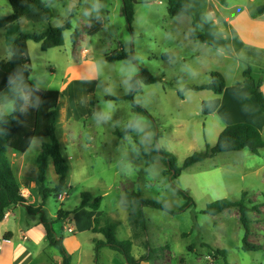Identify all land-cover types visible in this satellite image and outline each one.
Returning <instances> with one entry per match:
<instances>
[{"label":"rangeland","instance_id":"1","mask_svg":"<svg viewBox=\"0 0 264 264\" xmlns=\"http://www.w3.org/2000/svg\"><path fill=\"white\" fill-rule=\"evenodd\" d=\"M44 1L53 12L51 25L54 27L63 25L76 9L71 20L73 29L64 33V46L43 51L40 43L29 42L31 81L42 89L64 90L58 111L57 137L70 170L67 185L46 199L43 211L53 223L55 234L62 239L70 264H94L99 259L100 264H113V258L124 261L109 248L96 252L92 233L94 218L107 214L116 225L117 237L133 241L130 210L124 201L126 191L132 193L141 187L148 199H156L179 211L186 200L177 195L174 186L188 191L195 204L175 215L145 208L148 232L146 238L134 240L132 254L136 259L148 256L146 246L149 245L153 264H264V148L259 155L249 149L221 153L194 164L176 179L165 174L167 167L160 158L153 162L145 159L158 142L181 166L193 153L217 143L218 129L225 123L221 113L204 116L201 110L202 102L216 98L215 93L185 88L210 83L213 72H220L229 88L238 87L248 66L264 67V51L258 49L264 47V13H259L264 0H225V4L221 0H190L199 30L215 47L192 37L190 17H170L166 0H137L133 33L123 15L122 0H84L82 5L78 0ZM11 14L9 0H0V17ZM39 14L0 29L2 59L10 57V47L21 34L42 32L48 27L45 16L42 19ZM77 29L83 41L75 49L72 35ZM83 49L89 51L88 60L78 67ZM117 50L133 51L134 60L108 62L106 55ZM167 53H172L174 59L164 60L163 55ZM141 68L149 69L162 81L141 85L137 90L135 102L144 109L138 112L123 98L132 90V80ZM69 82L72 85L67 87ZM23 84L17 80L0 96L1 114L13 112L15 94ZM89 88L92 93H87ZM182 91L184 97L179 95ZM238 115L253 117L264 137L261 118L246 111ZM130 126L134 127L132 133L118 135L117 131H127ZM34 142L27 153L17 154L16 159L11 157L16 170L18 163L25 164L27 178H20L28 188L30 178H35L41 145L47 140ZM220 167L245 178L239 184L245 186L242 192L229 194L225 178L216 170ZM57 184V174L50 163L46 186L54 188ZM84 192L103 197L100 210L84 208L78 215L72 214L70 224L66 220L57 221L60 209L73 211L80 206ZM243 193L248 207L262 205L261 213L249 214V245L258 247L257 251L242 249L245 229L239 220L238 208L216 216L202 213L214 201L239 200ZM35 194L34 205L38 207L42 199L38 190ZM60 195L65 199L61 200ZM27 218L41 224V215L29 214L25 207L18 214L23 230ZM69 226L74 228V233L68 232ZM16 234V241L22 243L18 230ZM96 239L104 237L100 235ZM44 244L31 247L30 253L23 256L24 263L62 261L59 246L48 240ZM191 246H194L192 251ZM213 249L226 250L227 257L213 259Z\"/></svg>","mask_w":264,"mask_h":264},{"label":"trees","instance_id":"2","mask_svg":"<svg viewBox=\"0 0 264 264\" xmlns=\"http://www.w3.org/2000/svg\"><path fill=\"white\" fill-rule=\"evenodd\" d=\"M79 5H82L84 0H78ZM168 4V14L172 18H181L184 16L192 19V37L201 43L213 46L209 38L199 30L195 16L190 9V4L187 0H166ZM12 8V14L9 16L0 17V29H5L13 24L21 22L27 16L38 11H42L45 15V20L48 24L46 30L38 33L21 34L10 47V58L8 60L0 59V94L3 93L14 81L22 80L25 82L24 87L19 90L14 104L13 112L10 115L0 113V222H2L8 209L12 206H24L29 214L41 215V224L45 229L47 240L52 245L60 247L63 253V263L70 264L71 260L66 253L62 239H58L53 230V223L50 222L43 211L46 199L53 193H60L66 183L69 174V164L64 157L60 140L57 137V110L61 100V92L53 89H42L31 81L32 65L29 53L28 43L34 41L41 44L43 51L62 47L65 44L64 33L67 30H72L71 20L76 9L72 12L69 19L61 26L54 27L51 25L53 12L44 0H9ZM225 4V0H221ZM138 4L137 0H122V12L126 19L128 28L133 33V23L135 15V7ZM259 13H264V6L259 8ZM81 36V31L78 29L72 35V42L77 43ZM214 47V46H213ZM106 60L110 63L117 61H133L134 53L117 50L116 52L106 55ZM163 59L173 60L174 55L167 53L163 55ZM162 78L153 75L149 69L141 68L140 74L132 80L133 88L127 96L131 102L133 109L138 112H143L144 109L135 102V95L141 85H152L161 82ZM263 79L256 80L252 75V68L248 66L243 73V81L238 82L237 86L246 89L249 96H254L263 115H264V93L261 90ZM226 79L220 72L211 74V82L208 84L191 86L188 85L185 90L195 91H212L217 96L214 99L204 100L201 105L202 114L209 116L215 113L221 106V95L226 89ZM180 97L184 96V91L179 92ZM108 100H114L107 97ZM134 127L130 126L127 131H117L120 137L132 133ZM161 136L157 135V139ZM38 139H47L48 142L42 144L41 154L36 160L38 167L37 177L40 183L39 195L42 203L36 208L28 205L29 200L22 195L20 184L16 178L12 164L8 159L7 153L13 150L19 154H25L33 142ZM264 148V137L261 131L254 125L247 122H240L227 126L219 135L218 141L214 146H207L204 151L195 152L185 159L183 164L179 166L177 158L165 148H161L158 142H155L150 153L145 155L147 162H153L160 158L166 165L165 174L178 178L184 170L194 164L203 162L209 158H213L221 153L238 152L244 149H249L253 154L259 155L260 150ZM50 162L53 163L55 172L59 182L54 188L46 186L48 168ZM177 195L182 196L186 203L179 210L174 211L168 205L159 202L156 199H148L143 188L139 187L132 193H127L125 197L126 205L130 208L129 222L132 227L135 239L147 237L148 218L145 213V208H153L156 210L166 211L170 214L184 212L191 208L195 202L188 191L174 186ZM246 193L242 194L241 199L231 200L228 198L214 201L207 205L202 211L203 214L216 216L220 213L238 208L239 220L245 229L242 249L244 251H257L258 247H250L249 237L251 235L249 214L253 212L261 213V206L248 207L245 204ZM103 202V197H93L89 192L81 194V204L73 211L64 212L60 209L57 213V221H65L70 215L77 213L83 208H89L97 211L100 209ZM264 206V204H263ZM93 234H101L104 239L99 240L94 238L96 252L102 248L120 254L127 264H140L144 261H150L152 250L149 245L147 257L136 259L132 254V241H122L116 235V225L110 217L104 214L101 217L94 219ZM12 233L5 234L4 239H11ZM194 246H191L190 251ZM211 247V246H209ZM213 259L226 258L227 251L220 249L212 250Z\"/></svg>","mask_w":264,"mask_h":264},{"label":"crops","instance_id":"3","mask_svg":"<svg viewBox=\"0 0 264 264\" xmlns=\"http://www.w3.org/2000/svg\"><path fill=\"white\" fill-rule=\"evenodd\" d=\"M187 1L190 4V9H192V4H191L190 0H187ZM167 9H168V4H167ZM38 12L40 13L39 16L43 19L44 13L41 14L42 11H38ZM38 12H36V13H38ZM36 13L29 15L26 18L34 17L33 15H35ZM26 18L23 20H26ZM82 41H83V36L81 35L80 38L78 39L77 43H74L75 49L80 46V43ZM28 48H29V43H28ZM258 49H260L259 51H264V47H259ZM88 54H89L88 49H83L82 58L81 59L78 58V61H80V63H81V64H77L78 67H81L87 63ZM263 56H264V54H263ZM9 58L2 59L0 57L1 60H8ZM252 69H253V71H252L253 77L256 80L263 79V82H264V67L252 68ZM256 72L258 73L257 75L255 74ZM16 81H14L4 92H6L10 87H12L16 83ZM19 81H22V80H19ZM23 83L24 84L22 85V87L18 86V88H19L18 92H19V90H21L24 87L25 82H23ZM70 85H72V83L69 82L67 87ZM91 89L89 88V91L87 90V93L88 92L92 93ZM261 90L264 93V83H263ZM18 92L15 94L16 97H17ZM3 93H1L0 96ZM63 94H64V90L61 92V100L63 98ZM220 97H221V106L219 107V109L215 113H221V119L225 123L223 126L219 127L218 133H217L218 135H220V133L227 126L232 125V124H236V123H240V122L250 123V124L256 126L260 130V127L257 125L255 119L251 115H250V117H252V119L247 118L249 116H246V118H242L238 115L239 113H242V111H246V112H249L250 114L258 116L259 118H261L264 121V115H263L255 97L247 95L245 88L236 87V86L229 88L227 85L225 91L223 92V94ZM61 100H60V102H62ZM58 111H59V106H58L57 113H58ZM57 122H58V115H57ZM57 127H58V125H57ZM45 140H47V139H45ZM47 142H48V140H47ZM34 143L35 142H33L32 146L34 145ZM31 147H30V149H31ZM17 154H19V153H16L13 150H9L7 153V156H8V159L10 160V162L12 164L16 178H17V180L20 184V187H21V192H23V196L26 197L28 200H32L31 202L28 203V205L32 206L33 208H36L35 205L37 203V199H35L34 196L36 197V194H35L36 190H38V193H39V186H40V183H39L38 177H37L38 167L36 165V168L34 170L35 178H30V187L29 188H32L30 191V189L27 187V185H24V182L22 181L23 178H27V177H24V175H25V173H24L25 164L22 162L18 163V165H17L18 169L16 170L14 168L13 161L11 160V157L16 159L18 157ZM50 163H52V162H50ZM69 170H70V167H69ZM216 170L221 172L223 177L225 178V183H226V187L228 189L229 194L240 193L244 190L243 188L245 186L239 185L241 182L242 183L245 182L244 177H238L237 175H235L233 172L227 170L226 168L220 167V168H217ZM20 177H23V178H20ZM57 178H58V176H57ZM67 179H68V176H67ZM67 179H66L65 186L67 185ZM58 182H59V179H58ZM65 186H64V188H65ZM127 193H128V191H126L125 197H126ZM24 208H25L24 206H19V205L10 207L6 213L5 219L2 222H0V264H25L24 263L25 260L23 259L24 254L30 253L29 252L30 248L33 246H38V245L44 246L45 245L44 243H46V241H47L45 229L41 224L39 225L37 223L36 219L32 221L31 218H27V221H26L27 225H26L24 230L22 229L21 225L18 222V214L20 213L21 209H24ZM83 210H85V209L83 208L80 211H78L77 214L76 213L75 214L78 215ZM99 210H97V211H99ZM129 210H130V208H129ZM64 212H70V211H64ZM103 215L104 214H102L101 216H103ZM101 216H99V217H101ZM72 218H73V215H70L66 219L67 224H70L69 222H72ZM69 227H71L74 230V228L72 226H69ZM9 230H12V232H13L12 237H11V239L5 240L4 236L6 233H8ZM16 230H18L20 232L19 238L22 240V243L16 241V237H17ZM93 235L96 238V236H100L101 234H93ZM57 238L59 239L58 235H57ZM132 238L135 240L134 235H133V231H132ZM25 240L28 241L27 242L28 245L25 244ZM134 240L132 241V243H133L132 250L134 248ZM103 249H105V248H102L98 253H100ZM62 263H63V259L61 262H58L56 264H62ZM115 263L127 264L126 261L121 260V258H113V264H115ZM94 264H100V259H99V261L96 260ZM140 264H153V263L150 260V261H144Z\"/></svg>","mask_w":264,"mask_h":264},{"label":"built area","instance_id":"4","mask_svg":"<svg viewBox=\"0 0 264 264\" xmlns=\"http://www.w3.org/2000/svg\"><path fill=\"white\" fill-rule=\"evenodd\" d=\"M85 52H86V51H85ZM22 195H23V192H22ZM60 199H61V200H64L65 197L62 196V195H60ZM68 232H69V233H74V230H73L71 227H69V228H68Z\"/></svg>","mask_w":264,"mask_h":264}]
</instances>
